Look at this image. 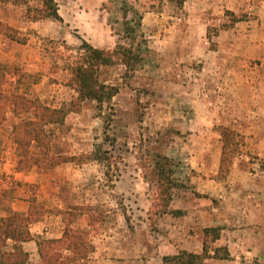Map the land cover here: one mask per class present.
<instances>
[{
    "label": "rangeland",
    "instance_id": "obj_1",
    "mask_svg": "<svg viewBox=\"0 0 264 264\" xmlns=\"http://www.w3.org/2000/svg\"><path fill=\"white\" fill-rule=\"evenodd\" d=\"M55 1L61 20L43 16L44 0H0V23L27 39L22 43L0 32L4 88L68 110L63 124L50 127L52 153L98 151L104 160L42 170H53L54 189L49 185L47 192L58 200H43L38 184L31 186L32 197L58 214L61 197L68 205L63 210L89 208L74 223L92 236L95 229L111 233L105 247L110 264H168L164 257L178 253L174 246L194 252L202 246V253L201 227L207 221H231L211 226L237 229L235 238L241 239L230 259L209 258L207 264H264V0ZM83 39L110 51L127 46L140 57L134 69L121 62L101 67L100 79L119 86L102 109L96 101L79 103L70 85L69 65ZM29 118L7 110L0 126L8 125L9 137L1 149L15 144L13 127ZM224 126L243 143L230 171L221 175ZM33 152L43 149L35 145ZM160 154L175 162L179 185L168 210L156 204ZM196 171L235 194V216L219 219L224 208L217 198L198 199L203 194L191 182ZM203 178L197 180L201 186ZM6 180L8 196L17 188ZM172 210H181V216ZM184 221L199 226L187 228ZM122 230L126 235L115 240L114 231ZM222 232L223 240L210 242L212 254L215 247L228 246V231L221 230V237Z\"/></svg>",
    "mask_w": 264,
    "mask_h": 264
},
{
    "label": "trees",
    "instance_id": "obj_2",
    "mask_svg": "<svg viewBox=\"0 0 264 264\" xmlns=\"http://www.w3.org/2000/svg\"><path fill=\"white\" fill-rule=\"evenodd\" d=\"M182 5L184 0H171ZM44 17L61 20L58 5L55 0H44ZM0 32L6 33L12 39L25 43L26 38L17 35L15 29L0 23ZM131 48L119 45L113 51L93 46L83 39L80 52L70 66V85L78 94V101H96L100 109L105 103H109L119 92V86L109 84L100 79L102 66L113 65L117 62L125 64L129 68H135L139 61ZM7 81V66L0 62V123L4 121L9 108L17 113H29L32 118L22 120L12 130V137L16 144L18 161L16 169L19 171L29 170L36 166L39 171L54 168L62 163L77 162L87 163L92 160L103 161L104 158L98 151L81 155H59L51 151L52 129L51 125L63 124L68 114L64 107H51L44 104L40 99L29 98L23 94L9 93L4 85ZM223 151L219 173L226 175L231 168L235 154L241 150L243 143L241 135L229 127H222ZM41 147L43 152L35 154L34 146ZM264 168V162L262 163ZM155 172L158 181L157 205L168 210L173 197L172 190L178 185L175 175V162L168 155L160 154L155 159ZM82 205L75 206L71 210L61 209L60 213L65 223L64 234L61 238H38L40 264H81L87 260L95 250L92 242L91 231L79 228L75 220L81 214L89 212V208ZM79 211V213H78ZM46 208L38 198H31V206L28 213L9 210L5 216H0V262L1 264H27L29 255L23 247V242L35 239L30 231V224L41 219ZM174 214H181V210H172ZM89 214L90 213H86ZM90 221H95L90 215ZM220 226L204 228L203 252L197 253L186 249L178 253L164 257L168 264H207L209 258L230 259L231 252L228 246H217L210 250V242H218L221 238ZM9 247V248H8ZM4 248V249H3ZM7 248V249H5Z\"/></svg>",
    "mask_w": 264,
    "mask_h": 264
},
{
    "label": "crops",
    "instance_id": "obj_3",
    "mask_svg": "<svg viewBox=\"0 0 264 264\" xmlns=\"http://www.w3.org/2000/svg\"><path fill=\"white\" fill-rule=\"evenodd\" d=\"M29 65V63H27ZM6 128H5V127ZM8 129V125H2L0 126V184H1V189H0V199L2 200V204L0 205V215L5 216L8 214V211L15 210L18 212L22 213H28L30 210L31 206V198H32V191H31V186L38 184L41 189H42V194L40 195L43 200H58L56 197L51 196L49 192H47V188L49 185H51L54 189V177L55 175L52 173L53 170H48V171H39L37 167L30 168L29 170H24V171H19L16 169V162H17V154L15 153L16 146L13 143L9 150H3L1 149L8 143V137L9 133L6 132ZM3 132L5 134H3ZM6 133H8L6 135ZM66 163L65 165L63 164L61 168H68L69 164ZM71 165V164H70ZM87 165V164H85ZM79 176H82V170L80 167V171L78 172ZM231 174L236 175V169L233 168ZM91 177V174L89 175ZM204 175L202 176L199 172H195V174L192 177L193 183L196 184V190L198 193H201L200 198H206L208 199L207 201H213V196L217 198V202L223 205V212L219 213L217 216L219 219L225 217L226 220L232 218V214L235 216L236 213H234L233 209L235 210V205L237 202V198H235V194L231 191L228 190L227 188H224L223 185L220 183H210L209 179H204ZM203 178L202 186H206V189H203L200 183H197V180H200ZM6 179H12L15 183V189L11 195L6 196L5 189L8 187L7 186V180ZM248 186V185H245ZM39 196V197H40ZM200 196V195H198ZM61 209L65 208L67 205V200L61 197ZM49 206H47L48 208ZM184 214L186 213L185 211L183 212ZM181 216V214H179ZM121 226L124 224L122 221H119ZM185 222V227L187 228H198L199 225H195V221H184ZM201 222V221H200ZM209 224L205 225L202 224V229L207 227L208 225H218V224H225L224 222H229L231 224V221H207ZM260 222V221H256ZM113 224V223H112ZM197 224V223H196ZM89 229H91L93 224L90 222L87 223ZM96 226V225H95ZM65 230V223L63 221V217L61 214H58L57 212L52 211L51 209H47L44 216L37 220L34 221L33 223L30 224V231L32 234L35 236V239L25 241L23 242V247L25 251L28 253L29 258L27 261V264H40L41 263V255L39 252V246L37 239L38 238H61L64 234ZM94 235L92 236V242L95 245V250L90 254L88 264H110L107 260V255L105 252V247L108 238L111 237V233L109 234V237L105 234H98L95 230ZM222 231H228V240H226L228 243H226L230 249L231 256H234L235 253V244L240 241L241 239L235 238L237 235H239V232L237 229H232V228H222ZM96 232V233H95ZM186 232V231H184ZM198 232V231H197ZM121 235H126L125 231L122 230L121 232L114 231L113 237H115V240H119V236ZM199 234V232H198ZM224 233L222 232V237L220 240H223ZM105 237L107 239H105ZM193 238L192 240H194ZM184 239H182L183 241ZM191 240V241H192ZM121 242H123V238L120 239ZM185 242L188 244V240L185 239ZM175 251L179 252L177 248L174 246ZM180 249H188L187 247H182ZM202 251V246L201 250L200 248L195 250V252L200 253ZM246 252L252 253L254 252L255 254H258V251H250L249 249H246ZM1 264V262H0Z\"/></svg>",
    "mask_w": 264,
    "mask_h": 264
}]
</instances>
